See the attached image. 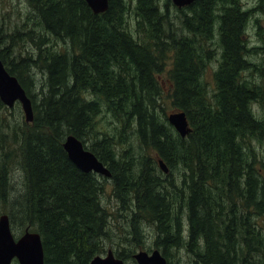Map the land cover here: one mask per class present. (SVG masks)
Listing matches in <instances>:
<instances>
[{"label": "trees", "instance_id": "trees-1", "mask_svg": "<svg viewBox=\"0 0 264 264\" xmlns=\"http://www.w3.org/2000/svg\"><path fill=\"white\" fill-rule=\"evenodd\" d=\"M25 2L40 30L65 47H48L47 36L34 43L28 32L36 54L14 58L13 40L0 42V60L34 114L31 124L13 130L0 101V200L6 201L9 160L18 146L26 178L20 214H9V221L23 219L24 231L39 234L44 264H89L103 253L110 219H123L129 204L134 249L142 246L143 221L166 260L170 250L184 248L190 264H264V161L252 145L264 141V124L252 109L260 88L245 77L254 68L244 25L222 20L220 0H194L177 10L180 32L170 3L164 13L160 0H108L98 15L84 0ZM212 62L217 68L208 75ZM33 67L44 75L40 102L31 93ZM169 107L185 113L191 129L185 138L168 124ZM102 114L116 122L115 131L98 129ZM68 136L110 178L80 171L63 150ZM126 144L118 154L116 147ZM107 180L116 217L101 204ZM116 257L125 262L133 253Z\"/></svg>", "mask_w": 264, "mask_h": 264}, {"label": "rangeland", "instance_id": "rangeland-1", "mask_svg": "<svg viewBox=\"0 0 264 264\" xmlns=\"http://www.w3.org/2000/svg\"><path fill=\"white\" fill-rule=\"evenodd\" d=\"M168 2L170 4H167ZM166 4L170 9L171 21L175 23L176 31L180 32L181 29L179 28L180 24L178 20L180 14L177 12V9L171 1L160 0V8L164 13L166 12ZM130 8L132 9L131 5ZM128 18L129 30L131 31L135 23V18L132 15ZM28 32L33 33L32 38H34V43L39 42L37 39L38 37L47 36L46 40L48 41V47L57 50H61L65 47L62 42L53 39L49 35H46L42 29L40 30L39 24L36 22V18L25 0H0V42L9 45L8 41L10 39L13 40L12 49L10 50H12L14 58H27L29 55L32 57V55L36 54L34 46L30 44L31 42L26 37V34H29ZM245 35L247 36L245 40V48L250 53L249 60L254 68L253 70L246 72L245 77L253 82L256 87L260 88V90H258L260 92L261 98L254 102L252 109L255 117L264 124V22L260 21L259 24H250L247 26ZM0 47L3 46L0 45ZM256 47L261 48L262 50L257 49V51H255ZM216 68L217 64L212 62L207 71L208 75H210L212 71H215ZM29 76L34 80L31 93H34V99L40 102V91L42 90L41 86L44 84L43 71L33 67L30 69ZM159 78L162 85L166 88L165 92L168 95L170 88L168 79L165 75H161ZM165 100L167 99L165 98ZM177 111V109L169 107L167 110V115ZM4 118L10 123L11 129L13 130L21 127L23 123L28 124L25 122L22 107L18 102L15 103L13 108H8L7 111L4 112ZM96 123L100 131L110 132L112 128L115 131L116 122L110 117V115L102 114L96 119ZM86 145L88 146L89 143ZM252 145L255 148L259 160L264 161V141L258 142L255 140L252 142ZM127 148V144L123 146H117L116 151L118 154H121L127 150ZM20 154L21 152L18 146L13 148L11 159L9 160V190L6 193V201L0 200V216L7 215L9 218V214L17 215L20 210L16 207V205L18 202H20L18 200L19 196L24 193V184L26 178L25 172L22 169V156ZM156 168L161 171L159 166ZM98 177L103 176L98 175ZM105 185L106 192L101 196V204L116 217V212L119 208L118 203L110 196V181L107 180ZM131 211H134V206L129 204L126 206L123 219H110V226L108 230L109 238L103 239V253L101 256H105L109 250H111L115 256L122 250H126V252H132L133 255L139 251L151 253L153 250H158L154 246L155 232L153 227L143 221L141 222L140 226L143 231L142 246L139 249H134L135 247L133 248V238L131 234H129L128 222L125 219L126 216L130 215ZM22 220L23 219L18 221V219H14L11 221V230L15 238L20 237L24 232L23 222L21 223ZM159 251L162 253L161 250ZM168 253V264L169 262L171 264H190L191 262L190 256L184 248L179 250H170ZM12 264L18 263L17 261H14ZM124 264H136V262L134 259H132L125 261Z\"/></svg>", "mask_w": 264, "mask_h": 264}, {"label": "water", "instance_id": "water-1", "mask_svg": "<svg viewBox=\"0 0 264 264\" xmlns=\"http://www.w3.org/2000/svg\"><path fill=\"white\" fill-rule=\"evenodd\" d=\"M93 14H103L108 9V0H84ZM178 8L191 4L194 0H169ZM0 101L7 107L13 108L15 103H20L25 122H33L34 114L31 100L19 81L8 73L0 60ZM167 122L173 129L185 138L191 131L189 122L184 112L177 111L167 115ZM63 150L68 159L83 173H94L105 178L111 174L96 156L85 149L80 140L68 136L63 142ZM159 166L163 173L168 169L162 161ZM136 264H167V260L159 250L151 253L139 251L133 255ZM44 264L43 247L38 233L26 229L24 233L15 238L12 234L10 221L7 215L0 216V264ZM89 264H124L109 250L105 256H95Z\"/></svg>", "mask_w": 264, "mask_h": 264}, {"label": "flooded vegetation", "instance_id": "flooded-vegetation-1", "mask_svg": "<svg viewBox=\"0 0 264 264\" xmlns=\"http://www.w3.org/2000/svg\"><path fill=\"white\" fill-rule=\"evenodd\" d=\"M191 4L182 8L175 6V8L179 11L189 8ZM217 13L227 25L233 23L241 29V24H243L242 39L246 40L245 32L247 26L259 24L260 21L264 22V0H220ZM257 49L262 50L256 47L255 51Z\"/></svg>", "mask_w": 264, "mask_h": 264}]
</instances>
